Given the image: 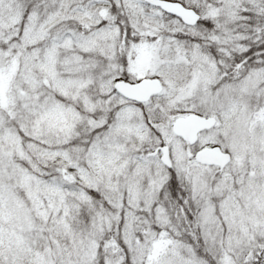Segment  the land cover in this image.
Masks as SVG:
<instances>
[{"label": "trees", "instance_id": "1", "mask_svg": "<svg viewBox=\"0 0 264 264\" xmlns=\"http://www.w3.org/2000/svg\"><path fill=\"white\" fill-rule=\"evenodd\" d=\"M172 1L195 10L200 15L198 23L185 25L145 0H76L68 6L75 7L70 14L66 13L67 0H0V264H30L34 252L40 256L52 243L61 256L70 254L97 214L104 225L97 236L94 264H147L149 246L160 238L187 248L200 264H218L219 247L206 239L200 217L208 203L220 206L227 194L236 196L246 188L249 163L236 164L231 157L223 167L200 164L193 159L200 142L191 145L180 139L191 155L189 167L197 170L176 168L162 127L169 130L177 116L198 114L199 109L163 91L147 102L126 100L113 89V80H140L135 60L141 49L158 39L157 34L144 31L151 23L159 27L160 39L168 44L176 41L173 45L184 54L195 45L211 54L220 74L217 86L238 81L264 63V0L236 3L238 35L229 45H240L239 53H221L219 46L203 36L208 14L221 5L219 0ZM31 23L44 31L33 41L25 38ZM98 28L115 29V36L89 43L90 34ZM49 51L53 55L47 63ZM172 53L164 55L171 58ZM185 66L170 62L177 84L187 79ZM258 90L264 96V86ZM247 98L251 104L262 102L260 97ZM124 105L132 107L126 124L141 126L140 133L128 134L125 148L117 152L118 163L126 164L113 172L111 180L95 182L87 157L92 146L116 125ZM53 106L67 109L64 123L48 119ZM216 115L222 121V114ZM164 144L172 165L164 166L147 207H132L126 195L121 207L117 206L112 201L118 192L114 185L121 186L124 175H131L147 152ZM208 170L213 173L198 175ZM149 178L147 172L136 177L137 186L147 188ZM43 188L60 192L63 221L52 215L45 218L46 200L40 192L42 200L33 197ZM127 219L132 227L126 236ZM3 227L19 232L20 239ZM11 241L14 250L7 248ZM248 249V258L239 264H264V238L252 236Z\"/></svg>", "mask_w": 264, "mask_h": 264}, {"label": "rangeland", "instance_id": "2", "mask_svg": "<svg viewBox=\"0 0 264 264\" xmlns=\"http://www.w3.org/2000/svg\"><path fill=\"white\" fill-rule=\"evenodd\" d=\"M219 1L221 5L208 14L209 24L205 30L206 34L203 36H206L208 43L219 46L217 50L221 53L231 52V50L239 53L240 45L236 44L235 47L229 45L232 39L238 35L235 31L236 3L238 0ZM75 2L76 0H67L65 5L67 14L74 10V6H68ZM145 28L144 31L148 34H157L158 39L141 49L143 52L135 60V63L137 61L136 76L140 79H157L162 85V91L165 95L173 96L175 100L196 106L200 111L198 113L200 116L215 118V126L198 135L196 142H200V148L219 145L222 150L230 153L236 164L247 162L250 165L246 188L236 195L238 198L235 195L227 194L222 199L220 206L219 204L211 205L208 203V209L204 210L200 217V225L203 227L202 231L206 239L219 247L218 264H239L247 259L250 254L248 244L252 240V236L255 240L259 237L264 238V96L259 95L258 90L260 86H264V63L252 68L245 76L237 78L238 81L234 83L217 86L220 74L216 68V61L211 54L203 53L202 47L195 45L188 49V55H186L173 45L176 41L171 40L168 44L167 41H163L165 39L159 38V27H156V24L148 23ZM26 31L25 38L31 41L35 36L44 32L41 26L36 29L34 23H31ZM115 32V29L98 28L90 34L87 41L93 43L97 38H113ZM53 48L55 47L53 46ZM165 51L173 52L170 55L171 58L164 55ZM52 55V51L46 54L47 63L51 61ZM185 57L190 61L185 60ZM170 62L188 64L184 71L187 79L181 84H177L172 79L171 73L174 70L170 67ZM233 66L234 68L237 67ZM235 72L238 73L236 75H239L238 71ZM225 74L226 72H224ZM113 81H118V78ZM246 96H252L256 100L260 97L262 102L260 104L257 101L260 105L258 103L251 104V100ZM225 98L226 101H224ZM131 110V106L124 105L117 115L116 125L105 133L102 142L92 146L87 159L89 168L96 175L95 182L101 179L111 180L110 177L113 172L118 171L120 167L126 164V162L118 163L117 159L120 156L117 152L125 148L124 140L127 135L130 133L139 134L141 127L126 124L132 114ZM217 113L222 114V121L217 117ZM46 115L52 123L61 124L64 123L68 112L65 108L53 106ZM228 117H232L231 122L225 123ZM162 129L166 141L173 149L174 166L180 170L190 168V171L195 172L197 169L189 167L187 163V157L191 155L187 149L183 148L180 138L173 135L166 126H163ZM151 152H147V156L144 157L141 164L134 168L130 173L131 175H124L121 186L114 185L118 192L112 201L117 206L121 207L125 195L127 202L134 208L139 205L147 207L151 201L154 188L159 187L157 181L163 176L165 166L160 161L159 155H151ZM228 171H232V169ZM144 172L149 173L150 177L147 188L138 187L136 181V177L141 176ZM209 173L212 174L213 171L198 172V175L204 176L205 174L209 175ZM194 181L195 179H193V187H195ZM126 184L127 188L125 187ZM37 192L42 193L43 199L48 204V211H44L45 218L47 215H52L53 218L56 216L63 221L65 213L63 210L59 213L60 192L48 188L37 189L33 197L38 201L42 200V197ZM128 210L131 209L126 210L131 215ZM95 216L96 219L90 221L88 228H86L85 237L73 252L61 256L57 245L52 243L53 246L46 248L40 256H36L34 252L33 261L30 264H94L97 256L95 248L97 236L104 225L103 218L99 214ZM125 224L128 229L127 236L130 235L132 224L128 219ZM139 228L141 231L144 229ZM2 229L5 230L6 228L3 227ZM6 230L20 239L19 232ZM250 231L253 232L252 235H250ZM7 248L14 250V242H7ZM149 252L147 264H200L187 248L165 238H160L150 244Z\"/></svg>", "mask_w": 264, "mask_h": 264}, {"label": "water", "instance_id": "3", "mask_svg": "<svg viewBox=\"0 0 264 264\" xmlns=\"http://www.w3.org/2000/svg\"><path fill=\"white\" fill-rule=\"evenodd\" d=\"M145 2L177 17L183 24L188 26H194L200 19L195 10L183 6L178 1L145 0ZM113 88L125 99L137 103L148 101L153 94H157L162 90L160 82L153 78H143L135 83L119 80L113 84ZM215 122L212 116L205 117L191 113L177 117L171 125V132L192 144L196 142L200 131L213 127ZM157 151L161 153L160 161L170 167L168 147L162 145L155 149L152 154H156ZM194 159L202 164L224 166L230 161L231 156L228 152L221 150L219 146L214 145L197 151L194 154Z\"/></svg>", "mask_w": 264, "mask_h": 264}]
</instances>
